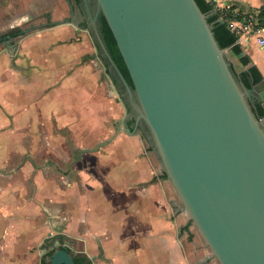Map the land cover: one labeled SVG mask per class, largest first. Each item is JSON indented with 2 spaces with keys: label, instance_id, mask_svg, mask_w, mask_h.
<instances>
[{
  "label": "crops",
  "instance_id": "crops-1",
  "mask_svg": "<svg viewBox=\"0 0 264 264\" xmlns=\"http://www.w3.org/2000/svg\"><path fill=\"white\" fill-rule=\"evenodd\" d=\"M0 36V264H48L54 228L91 264H215L126 117L82 5L0 0ZM228 46L243 82L263 86L264 45Z\"/></svg>",
  "mask_w": 264,
  "mask_h": 264
},
{
  "label": "water",
  "instance_id": "water-1",
  "mask_svg": "<svg viewBox=\"0 0 264 264\" xmlns=\"http://www.w3.org/2000/svg\"><path fill=\"white\" fill-rule=\"evenodd\" d=\"M96 2L132 86L94 26L108 69L213 256L264 264V85L243 82L215 36L221 21L196 0ZM54 229L43 238L48 264H75L71 238Z\"/></svg>",
  "mask_w": 264,
  "mask_h": 264
},
{
  "label": "built area",
  "instance_id": "built-area-1",
  "mask_svg": "<svg viewBox=\"0 0 264 264\" xmlns=\"http://www.w3.org/2000/svg\"><path fill=\"white\" fill-rule=\"evenodd\" d=\"M214 18L220 20L238 40L253 39L264 45V3L251 10H241L234 1L204 0ZM208 11V12H209Z\"/></svg>",
  "mask_w": 264,
  "mask_h": 264
},
{
  "label": "trees",
  "instance_id": "trees-1",
  "mask_svg": "<svg viewBox=\"0 0 264 264\" xmlns=\"http://www.w3.org/2000/svg\"><path fill=\"white\" fill-rule=\"evenodd\" d=\"M198 5L200 6V8L203 11H207L209 9L208 4L204 1V0H196ZM76 2H78L79 4H81L82 0H76ZM214 17H210V20H213ZM98 28L99 31L102 35L103 41L105 43V46L107 48V50L109 51V53L111 54L113 60L115 61V63L117 64V66L119 67L121 73L123 74V76L125 77V79L127 80V82L129 83V85L132 86V82L129 76V73L127 71V68L125 66V63L122 59V56L118 50L116 41L114 39V36L112 34V31L104 17V14L102 13V11L100 12L99 16H98ZM20 30H11L9 33L11 35H16ZM214 32H215V36L218 39L220 45L222 46H228L229 44H231L234 39H235V35L225 27L224 24H218L215 28H214ZM2 37V36H0ZM113 80L115 83H117V75L114 72H111L109 70ZM165 175L166 172L164 171ZM51 251L48 252V254L50 255ZM73 259L75 264H91L90 260L87 259V257L85 255H81V254H75L73 255Z\"/></svg>",
  "mask_w": 264,
  "mask_h": 264
},
{
  "label": "rangeland",
  "instance_id": "rangeland-1",
  "mask_svg": "<svg viewBox=\"0 0 264 264\" xmlns=\"http://www.w3.org/2000/svg\"><path fill=\"white\" fill-rule=\"evenodd\" d=\"M97 52L98 54L100 53L97 49ZM103 59V58H102ZM106 65V64H105ZM109 76H111L110 72L108 73ZM112 78V76H111ZM112 83H113V91L118 94V96L120 97L121 101H122V104L124 106V108L126 109L125 113H126V117H128L129 121L132 122L134 124V116L132 115V112L130 111V108L129 106L127 105V102L124 98V96L121 94V92L119 91L118 89V86L117 84L114 82L113 78H112ZM140 131V130H139ZM154 151V150H153ZM154 154L156 155L155 151H154ZM157 156V155H156ZM156 158V157H155ZM160 163V161H159ZM159 167H160V170L163 169L161 163L159 164ZM177 198H179V196H177ZM190 227L193 229V235H194V238H197L198 241L201 243V245L206 248L208 250L209 253H211V250L210 248L208 247V245L206 244L205 240L203 239V237L201 236L200 232L198 231V229L196 228L195 224L193 223V221L191 220L190 221ZM214 257V256H213ZM213 261L215 262V264H220L218 262V260L214 257Z\"/></svg>",
  "mask_w": 264,
  "mask_h": 264
},
{
  "label": "flooded vegetation",
  "instance_id": "flooded-vegetation-1",
  "mask_svg": "<svg viewBox=\"0 0 264 264\" xmlns=\"http://www.w3.org/2000/svg\"><path fill=\"white\" fill-rule=\"evenodd\" d=\"M88 3V7H89V12L86 10L85 4L82 0L81 5L83 7V10L85 12L86 15V19L88 21L89 26L93 29L94 26L98 27V16L100 14V10H97V2L96 0H87ZM96 16V17H95ZM92 17H95L94 20H92ZM117 86L119 91L121 92V94L124 96L125 100H126V95L123 93V89L121 88V83L120 81L117 79ZM131 111V109H130ZM139 129L142 128V121L139 122V125L137 126Z\"/></svg>",
  "mask_w": 264,
  "mask_h": 264
}]
</instances>
